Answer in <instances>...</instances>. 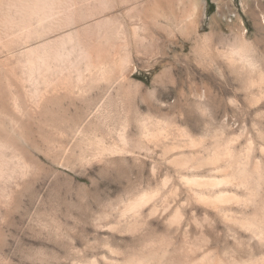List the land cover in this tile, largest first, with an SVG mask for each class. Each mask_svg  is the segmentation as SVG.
I'll return each instance as SVG.
<instances>
[{
    "label": "bare ground",
    "instance_id": "bare-ground-1",
    "mask_svg": "<svg viewBox=\"0 0 264 264\" xmlns=\"http://www.w3.org/2000/svg\"><path fill=\"white\" fill-rule=\"evenodd\" d=\"M158 7L180 18L178 27L187 21L186 37L196 38L204 11L196 0H0V236H10L0 242V264H264L261 122H252L251 131L245 122L217 125L198 107L199 136L169 142L168 127L152 130L140 120L141 142L133 146L128 120L107 121L103 110L111 106L113 85L129 87L136 61L163 52L161 38L150 31ZM207 41L204 35L203 50ZM262 53L243 33L217 49L209 67L232 75L226 84L235 85L233 98L224 101L226 87L211 92L212 79L201 97L208 93L216 106L229 103L263 118ZM86 99L93 107L75 119L43 124L45 151L36 150L33 131L48 107L82 106ZM95 121L105 129L98 132ZM159 142L158 161L143 177L146 187L133 184L113 208L96 213L78 197L70 226L69 207L47 203L50 167L82 172L116 155L137 158ZM170 183L173 209L169 200L158 202ZM86 219L97 237L98 229L106 230L101 245L86 241ZM100 248L105 252L93 254Z\"/></svg>",
    "mask_w": 264,
    "mask_h": 264
},
{
    "label": "rangeland",
    "instance_id": "rangeland-1",
    "mask_svg": "<svg viewBox=\"0 0 264 264\" xmlns=\"http://www.w3.org/2000/svg\"><path fill=\"white\" fill-rule=\"evenodd\" d=\"M196 2L202 8V11L204 10L202 17L198 20L196 38L194 34L186 37L187 21H181V25L178 27L177 24L180 18L177 19L174 14L165 15L158 7V11H155L153 18L151 17L150 31L161 38L164 43V48H161L163 52L158 54V57L154 55L148 60L136 61L135 72L130 78L132 84L129 87L114 84L108 93L111 106H104L103 110L108 114L107 121H111L115 126H118L121 122L128 120L129 143L133 146L141 142L139 137L140 120L147 122L148 127L152 130L168 127L171 136L166 141L169 142L185 140L189 136H199L203 131V125L196 121L195 114H197L198 107L206 108L207 113L213 114V119L217 125H221L223 120L227 119L229 123L245 122L248 131H251L250 124L254 121H259L264 126V117L257 118L254 114L247 115L238 111V106H231L229 103V106H216L213 97L209 96L208 93L204 97L200 95L207 86L211 85L208 81L212 79L215 86L211 85V92L216 93L220 86L226 87L229 94H226L224 101L228 102L229 99L233 98L232 91L235 85L232 83L226 84L227 81L231 82L232 75L228 73L221 75L214 65L209 67V62L211 59L216 61L217 49L231 46L240 38L242 33L246 36V40L253 43L256 48L261 51L264 49V0H196ZM204 35H208L207 43L210 47L203 50L201 47ZM149 43V48H152V41ZM165 48L167 53L164 50ZM172 49L174 50L171 51ZM164 52L165 54H163ZM262 55L264 58V53ZM139 62L140 65H138ZM81 104L82 106L73 107L64 105V103V106L62 104L49 106L37 123L36 129L39 131H33L32 140L37 146L35 149L45 151L44 140L46 134H41L43 124L75 119L87 108L93 107L88 106L89 101L87 99ZM104 125L97 123V121L94 122L98 132L103 128L105 129ZM240 126L236 128L237 131L241 129ZM231 132V130H227L226 134L229 135ZM111 135L113 140H117L115 133ZM247 138L245 133L242 142H245ZM149 148L148 151L141 150L137 158L135 155H125L123 157L116 155L109 161L100 163L101 165L98 163L91 166V168L87 166V172L78 170L74 172L66 167L51 169L50 163L45 161L46 170L50 167L47 172L50 175L47 174V203L69 207L68 222L70 226L73 225L72 208L78 197H82L85 205L92 210L94 209L96 213L113 208L124 201L123 199L126 198L133 184L139 183L143 188L146 187L147 182L143 177L145 178L150 173L152 163L158 161L157 156L162 150L161 142L150 143ZM35 149L33 150L36 151ZM166 169H163V173ZM173 182H175V179H173ZM172 183L163 188L162 194L158 198L159 203L163 199L169 200L168 204L172 206L171 209L175 204L172 202L173 198L170 195ZM183 197V194L179 196V198ZM170 207L168 212L172 211ZM85 222L87 228L86 241L90 245H101L103 241L100 236L106 233V230L98 229L100 236L97 237L95 227L91 226L88 219ZM163 230L162 227H159L158 232ZM100 249H96L93 254L105 252L104 248ZM90 254L88 253V255Z\"/></svg>",
    "mask_w": 264,
    "mask_h": 264
},
{
    "label": "snow or ice",
    "instance_id": "snow-or-ice-1",
    "mask_svg": "<svg viewBox=\"0 0 264 264\" xmlns=\"http://www.w3.org/2000/svg\"><path fill=\"white\" fill-rule=\"evenodd\" d=\"M261 142H264V137H261ZM8 239H10V236L7 233L4 236H0V242H6Z\"/></svg>",
    "mask_w": 264,
    "mask_h": 264
}]
</instances>
